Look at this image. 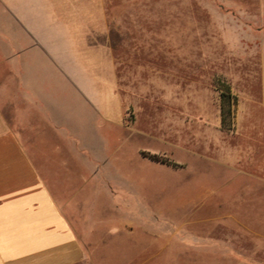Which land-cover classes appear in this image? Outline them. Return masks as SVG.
<instances>
[{
  "label": "crops",
  "instance_id": "0c3cea01",
  "mask_svg": "<svg viewBox=\"0 0 264 264\" xmlns=\"http://www.w3.org/2000/svg\"><path fill=\"white\" fill-rule=\"evenodd\" d=\"M130 63L107 0H0V264H132L108 260L148 225L131 175L167 163L133 144L163 142L164 117L161 91L122 89Z\"/></svg>",
  "mask_w": 264,
  "mask_h": 264
},
{
  "label": "rangeland",
  "instance_id": "374dc122",
  "mask_svg": "<svg viewBox=\"0 0 264 264\" xmlns=\"http://www.w3.org/2000/svg\"><path fill=\"white\" fill-rule=\"evenodd\" d=\"M107 4L116 56L134 62L120 66L122 89L162 92L155 101L163 142L133 144L162 149V157L180 164L132 173L148 204V225L137 243L128 241L126 252L108 260L125 254L132 264H264L261 0ZM218 79L238 98L230 131L218 122ZM221 154L227 163L211 161Z\"/></svg>",
  "mask_w": 264,
  "mask_h": 264
},
{
  "label": "trees",
  "instance_id": "16d2710c",
  "mask_svg": "<svg viewBox=\"0 0 264 264\" xmlns=\"http://www.w3.org/2000/svg\"><path fill=\"white\" fill-rule=\"evenodd\" d=\"M216 82L218 83L221 98L222 128L230 131L234 128L235 108L238 98L232 92L230 85L225 80L222 81L221 79H218ZM144 155L156 162L172 164L170 160L157 154L144 153Z\"/></svg>",
  "mask_w": 264,
  "mask_h": 264
}]
</instances>
